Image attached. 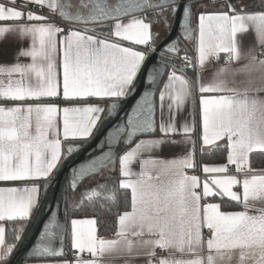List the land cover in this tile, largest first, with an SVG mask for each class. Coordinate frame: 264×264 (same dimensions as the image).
<instances>
[{
	"label": "snow or ice",
	"instance_id": "snow-or-ice-1",
	"mask_svg": "<svg viewBox=\"0 0 264 264\" xmlns=\"http://www.w3.org/2000/svg\"><path fill=\"white\" fill-rule=\"evenodd\" d=\"M195 3L79 0L73 12L69 0H0V22H11L0 26V40L10 33L30 38V47L19 49L15 63L0 66V102H13L12 106L0 103V182L23 183L22 187H0V264H11L34 215L42 211V193L54 186L65 162L97 136L101 138L88 159L69 170L64 191H74L105 169L113 171L118 163L119 187L130 190L131 209L118 217V239L99 237L94 218H70L84 207V201L69 203L65 195V222L60 223L59 212L52 211L25 260L61 257L57 264H98L80 254L96 257L119 250L135 251L148 258L147 264H221L225 253L230 258L238 250L240 264H264V210L259 215L248 212L250 200H264V174H250L249 168L250 154L264 153V99L250 92L264 88L227 87L226 67L215 71L212 82L203 83L201 76L222 53L226 65L246 57L245 68L264 69L260 58L264 52H244L239 38L253 28L264 47V0L256 12L242 7V0L219 4L212 0L218 10L200 11L193 26ZM32 6L47 9V15L32 11ZM57 15L65 21L64 28L52 19ZM174 21L180 35L162 45L156 63L147 68L144 82L151 90L144 91L131 111L116 120L122 101L136 94L138 76L157 52L160 33L153 25H163L171 36ZM76 24L85 27H73ZM181 40L193 42L195 56L188 54L186 46L181 48ZM21 58L31 62L22 63ZM176 59L179 65L173 62ZM189 69L196 73L194 77L186 75ZM165 75L157 106L152 97ZM57 97L76 106L60 108L40 102ZM180 119L183 122L177 126ZM197 138L200 155L205 147L209 153L223 150L227 163L201 165L196 160ZM121 145L128 150L119 153ZM166 146L183 147V154L173 159L143 158V153ZM137 162L141 163L139 173L132 169ZM229 165L243 179L228 174ZM189 169L202 171L204 178L188 174ZM237 186L242 193L233 190ZM86 191L97 194L96 189ZM216 198L242 204L245 210L224 211L220 203L209 202ZM87 199L91 204L92 196ZM7 224L12 227L6 228ZM9 231L11 241L6 239ZM67 239L73 260L63 259ZM205 248L209 254L202 258L199 253ZM158 249L197 255L190 260L157 258Z\"/></svg>",
	"mask_w": 264,
	"mask_h": 264
},
{
	"label": "crops",
	"instance_id": "crops-1",
	"mask_svg": "<svg viewBox=\"0 0 264 264\" xmlns=\"http://www.w3.org/2000/svg\"><path fill=\"white\" fill-rule=\"evenodd\" d=\"M219 1L222 0H216V3L219 4ZM6 2V0H5ZM235 2V0H233ZM19 3V0H18ZM261 4L262 0H242V7H245L249 12H256L261 10ZM210 5H213L212 0H204L196 4L195 6V14H194V19H193V25H196V15L200 11H208V12H214L217 11L218 8H209ZM47 10V9H46ZM58 16V15H57ZM59 17V16H58ZM60 18V17H59ZM149 18H151V15H149ZM61 19V18H60ZM54 20V19H53ZM54 22L58 25V21L54 20ZM8 23L11 22H0V26H4ZM85 27L84 25L78 24V28H83ZM153 30L154 31H159L160 33V38L165 34V30L162 28L160 29L158 25H153ZM195 35L198 37V32L195 33ZM159 38V40H160ZM239 38L242 40V45L241 48L244 52H247L249 50H254L256 53L260 49H263L259 43V38L255 33V30L253 28H250L248 32L244 34H239ZM158 40V41H159ZM191 45V51L193 53V56L196 55V51L194 48L193 42H190ZM23 48H28L30 47V38H25L21 39L15 34H8L3 40H0V66L2 65H11L16 62V53L19 51V49ZM221 62V64H218V62ZM219 61L212 60L210 61L205 69L203 70L201 76H202V82L203 83H209L213 81L214 78V73L216 70L226 67L228 69V72L226 74V85L229 88H236L240 91H243L245 88H264V69H260L259 67H250V68H245V65L249 63L248 59L242 58L239 61H234L230 64H225V54H221V59ZM20 62L22 63H30L31 60L30 58L25 59L21 58ZM61 59H60V54L57 56V64L60 65ZM181 63V61H180ZM61 77H62V68L60 69ZM180 73H178L179 75ZM188 77H194L196 75L195 72H193L191 69H189L186 73ZM18 78V77H14ZM167 77L165 79L166 82ZM163 86H161L162 90ZM257 95L259 98L264 99V91L260 92H250V95ZM206 95H212L211 93L206 94ZM37 101H27V103H36ZM40 102L43 103H55L58 105L60 108L63 107H72L76 106L72 104L69 101H65L62 97H57V98H46ZM3 104H6L7 106H12L13 102L7 101V102H0ZM159 105V98H158V104ZM102 107L107 108L108 104H102ZM158 116V112H157ZM198 121L200 120V117H197ZM183 122L182 119L177 121V126H180V124ZM159 136V132L156 133V137ZM144 139L148 138H154V137H140ZM175 139L179 140L181 139L180 136L174 137ZM135 143V141H134ZM129 145L128 147L134 146ZM220 144H223L224 141L218 142ZM128 147H126L122 153L126 150H128ZM197 153H196V160L201 164H207V165H219V164H225L227 163L226 157L224 160L220 161H203L200 159V153H199V148L201 147V143L199 139L197 138ZM184 148H173V147H164L163 150H155L151 153H143V158H158V159H173L177 158L181 154H183ZM212 152V151H211ZM205 153H209V150L207 147H205ZM254 154H259L256 163H253V155ZM249 168L252 169L253 171L250 174H264V153H261L259 151H255L250 154L249 156ZM132 169L134 172L139 173L141 171V163L137 162L132 165ZM153 174L155 172L153 171ZM196 175H199L201 179L204 178V173L200 170L195 171ZM232 175H238L239 178L243 179V174L242 173H237L235 166L234 165H229V173ZM112 178L117 177L116 181L119 186V180L122 179V177L119 174V164L117 163L115 169L113 170V173L111 175ZM42 183V182H41ZM23 183L22 182H0V187H22ZM93 186L86 187L84 190H91ZM82 189V190H83ZM102 189V188H101ZM82 190L79 192L81 193ZM233 190L240 191L242 193V188L240 186L235 187ZM130 192V190H128ZM93 193L89 191V195H92ZM42 197V195H41ZM223 200L228 201V203H232L234 205V208H229L225 210L223 208ZM221 200L220 198H216L214 200L210 199L209 202H216L221 204V208L224 211H243L245 210L243 208L242 204H239L237 202H231L227 198H224ZM228 204V205H230ZM250 208L248 209V212L250 215H259L261 210H264V200L261 199H256V200H250L249 201ZM129 209L128 211H130ZM35 216V215H34ZM75 219H96L94 216L86 215V216H75L73 214V217ZM97 221V220H96ZM12 227L11 224H7L6 228ZM119 230V225H117V231ZM116 233L111 236H101L98 233V225H97V235L99 237H103L105 239H118L116 236ZM205 236L206 235V230H205ZM6 239L8 240V232L6 233ZM129 239L136 240L137 238L135 237H129ZM65 251L67 253L66 256L63 257V259L66 260H73V250L71 249V241L70 239L67 240L66 248ZM87 253V252H85ZM88 255H91L87 253ZM208 250L205 248L203 251L199 253L200 257L206 258L208 255ZM214 254V253H213ZM195 253H179L175 252L173 254H169L167 251H161L157 250V258L159 257H167L169 259H175V260H190V259H195L196 258ZM61 259V257H52V258H44L42 260H29L26 261L24 264H57V262ZM92 259H96L98 261V264H147L148 258L143 256V255H138L136 254L135 251L133 253H128L126 251H113L110 253H105L102 256L98 255L96 257H93ZM221 264H240V259H239V251L236 250L231 254V257L229 258L228 254L225 253L223 257L221 258Z\"/></svg>",
	"mask_w": 264,
	"mask_h": 264
},
{
	"label": "water",
	"instance_id": "water-1",
	"mask_svg": "<svg viewBox=\"0 0 264 264\" xmlns=\"http://www.w3.org/2000/svg\"><path fill=\"white\" fill-rule=\"evenodd\" d=\"M204 1V0H197V3ZM69 2L73 5L72 11L75 12L77 10V6L79 5V0H69ZM111 2H115V0H111ZM183 2V0H182ZM191 2V1H190ZM195 3L192 8V23L194 19V12H195ZM85 14H87V10H85ZM160 29H164L163 25H158ZM194 26V25H193ZM165 30V29H164ZM165 34L160 38V40L157 42V52L152 57H150L145 65V68L142 69L141 73L138 76L139 83L137 86V91L134 96L129 97L127 100L122 101L120 108L118 109V113L116 116V120H119L120 117L124 116L125 113L130 112L131 109L135 106L136 102L140 99L141 95L146 90H151L148 88V86L145 85V76L147 68L153 64L156 63V59L160 54V48L165 43L170 42V40L175 39L178 35H180V28L178 23L175 21L173 22V26L170 29L171 36H169L168 31H164ZM181 48L183 49L185 46L188 49V54L193 56V53L191 51V45L190 41H183L181 40L180 44ZM181 55H183V52H181ZM177 65L180 64V60L176 59L173 61ZM167 71H171V69H168ZM166 75L161 79L160 84L157 86V92L152 97L154 104H158V92L161 90V86H163V81L166 79ZM109 106V105H108ZM107 106V107H108ZM158 106V105H157ZM113 123L115 120L112 121ZM111 127V123L107 124L105 126V132H107L108 128ZM101 137L97 136L96 140H93L91 144H89L87 147L79 151L78 153L73 154L71 158H69L68 161L65 162L63 165L61 171L58 173L57 179L54 182V186L50 189H48L47 194L42 193L41 197V204H42V211L39 214H35L33 217V223L29 225V230L25 233L26 239L21 242L19 250L15 253V255L12 258L11 264H24L26 261L33 260V259H27L25 260L24 257L26 253H28L31 249V247L34 245V243L38 240L39 233L43 229V223L46 221V219L50 216L52 211H58V221L60 223L65 222V217L63 215V206H64V200L62 199L63 196L68 197L69 203L75 202V198L79 194V192L86 187H96L98 185H101L103 183V180L107 177L110 178L113 171H108L107 169L104 170L102 175H98L92 178L85 179L74 191L69 189L67 192L64 191V189L67 186V180L69 179V170L75 166L79 165L81 162H85L88 159V153L92 150V147L97 143V140H99ZM123 145L117 149L119 153H122V151L125 149ZM59 201L60 207L57 209L56 205ZM43 206H47V208H44ZM39 216V219H36V216ZM73 217V212L70 214V218ZM68 240V239H67ZM67 240L65 241V245L67 244ZM52 258V257H48Z\"/></svg>",
	"mask_w": 264,
	"mask_h": 264
},
{
	"label": "trees",
	"instance_id": "trees-1",
	"mask_svg": "<svg viewBox=\"0 0 264 264\" xmlns=\"http://www.w3.org/2000/svg\"><path fill=\"white\" fill-rule=\"evenodd\" d=\"M222 1H219L221 3ZM209 8H217L214 5H210ZM259 154L253 155V163H256ZM226 157V151L217 150L210 153H205L200 155V159L203 161H217L224 160ZM117 177L112 178L110 176L103 180L101 185H106V187L96 189L97 194H92V203H89L87 199L89 191L82 190L81 193L75 198V202L79 203L81 200L84 201V207L81 210L74 211L75 216H94L97 220L98 233L101 236H111L116 233L118 225V217L123 214L124 211L130 209V192L128 190L122 189L118 186ZM223 208L225 210L229 208H234L232 203L223 200ZM230 204V205H228ZM94 205V206H93ZM11 228V227H10ZM9 228V229H10ZM11 232H8V240L11 241Z\"/></svg>",
	"mask_w": 264,
	"mask_h": 264
},
{
	"label": "built area",
	"instance_id": "built-area-1",
	"mask_svg": "<svg viewBox=\"0 0 264 264\" xmlns=\"http://www.w3.org/2000/svg\"><path fill=\"white\" fill-rule=\"evenodd\" d=\"M31 10L34 11V12H41L42 14L47 15V10L46 9L41 10V9H38V8L32 6ZM52 19L58 21V26H60L61 28H64V26H65V21L64 20L60 19L58 16H55ZM73 27L78 28V24L74 25ZM262 52H264V48L260 49L259 51H257V53H262ZM260 58L264 59V55H261ZM218 64H221V62L219 61ZM187 171H188V174H190V175L195 173L191 169H189ZM206 235H207V231H206ZM80 255H82L85 259H92L93 258L91 255H88L87 253H83V254H80Z\"/></svg>",
	"mask_w": 264,
	"mask_h": 264
}]
</instances>
